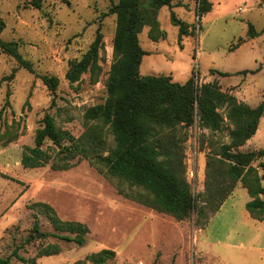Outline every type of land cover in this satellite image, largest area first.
Returning a JSON list of instances; mask_svg holds the SVG:
<instances>
[{
    "label": "rangeland",
    "instance_id": "1",
    "mask_svg": "<svg viewBox=\"0 0 264 264\" xmlns=\"http://www.w3.org/2000/svg\"><path fill=\"white\" fill-rule=\"evenodd\" d=\"M31 1L0 0V17L6 23L0 38L17 41L20 54L35 69L31 73L20 68L0 49V136H5L0 139V259L17 251L25 259L36 258L37 264H93L87 258L108 249L115 252V257L106 264H264V251L225 246H264V228L243 221L237 199L229 200L202 229L196 226L194 214L179 222L125 199L120 191L126 190L127 184L108 177L88 160L76 159L71 162L76 164L66 171L53 170L59 149L51 142L44 149L50 148L54 160L42 168L23 167L24 149L35 146L36 132L46 114L54 117L60 130L79 138L86 130L87 110L108 99L117 22L115 15H103L119 2L42 0V8L37 9ZM209 1L213 9L202 18L198 16L197 0H183L180 7H163L158 21L165 38L159 41L150 38L151 26L144 27L139 40L147 55L141 64V75L171 76L178 83L195 75L198 86L218 82L223 92L238 102L243 97L250 98L248 106L255 108L264 100V0ZM172 12L190 26V33L181 39L179 27L171 20ZM248 24L261 33L259 37L249 39ZM98 31L104 36L100 75L87 72L71 84L66 78L71 63L87 53ZM241 38L245 42L236 48ZM247 70L259 71L238 74ZM37 74L59 79L55 94ZM218 111L223 123L220 131L204 128L197 119L184 144L187 178L194 195L205 190L207 155L236 163L220 154L222 146L233 143L235 126L225 108ZM106 131L108 147L114 148V136L108 127ZM10 135H18V139L7 143ZM260 149H264V118L252 139L231 152L249 154ZM262 163L264 158L243 161L246 169L254 167L260 175L264 174ZM242 190L248 193L238 182L230 197ZM40 203L52 206L63 221L86 224L90 233L85 245L60 239ZM203 238L213 242L205 245ZM49 246L57 247L59 253L39 257ZM11 264L24 263L13 257Z\"/></svg>",
    "mask_w": 264,
    "mask_h": 264
},
{
    "label": "trees",
    "instance_id": "2",
    "mask_svg": "<svg viewBox=\"0 0 264 264\" xmlns=\"http://www.w3.org/2000/svg\"><path fill=\"white\" fill-rule=\"evenodd\" d=\"M197 2L200 18L212 11L213 3L209 0ZM182 3L183 0H119L112 5L109 12L103 15H115L117 22L113 41L115 60L107 81L108 99L104 104L87 110L86 130L79 138L60 130L54 117L46 114L41 121L42 126L36 132L35 146L25 147L21 163L26 169L48 165L55 156L49 152L50 148L45 150L44 146L51 142L59 149L57 161L52 164L53 170L66 171L76 164H72V161L88 160L99 170H104L108 177L127 184V189L120 191L125 199L167 214L179 222L194 214L197 216L196 226L202 229L210 217L221 210L236 184L241 182L251 198L246 210L253 219L263 222L264 174L260 175L251 166L246 169L243 161L248 163L252 157L264 158V149L249 154L233 153L231 150L243 146L256 133L260 119L264 116V100L257 108H250L238 102L233 95L223 92L218 82L198 86L195 75L184 84L174 82L171 76L141 75V64L147 52L141 47L139 35L145 26H151L150 38L153 41L164 39L165 33L160 32L158 21L159 11L166 6H183ZM31 5L41 9L42 0H32ZM171 20L179 27L180 39L190 33L189 24L178 19L174 12ZM5 27L6 23L0 17V36ZM248 28L249 39L260 36L261 33L252 24H248ZM103 39V34L98 31L87 53L71 63L66 74L71 84L80 81L87 72L100 75ZM239 40L236 48L245 42L242 38ZM19 47L17 41L7 42L0 38L2 52L14 58L20 68L35 73L33 64L22 57ZM258 71L247 70L238 74H256ZM219 74L229 76L228 73ZM37 76L52 94L56 93L59 86L56 76ZM221 107L228 111V119L235 129L232 133L233 143L222 146L220 154L235 159L236 163L207 155L205 190L194 195L187 178L184 144L189 140V129L197 119L204 128L212 132L220 131L223 123L218 109ZM107 127L114 136V148L108 147ZM8 138L6 142L10 143L16 141L18 135ZM204 149L201 146V151ZM261 167L264 169V163ZM39 206L59 232L57 236L60 239L85 245L90 233L86 224L63 221L52 206L46 203H40ZM58 253L57 247L49 246L39 253V257ZM13 257L24 264H37L36 258L25 259L17 251L0 259V264H11ZM114 257V251L104 249L87 260L93 264H106Z\"/></svg>",
    "mask_w": 264,
    "mask_h": 264
},
{
    "label": "crops",
    "instance_id": "3",
    "mask_svg": "<svg viewBox=\"0 0 264 264\" xmlns=\"http://www.w3.org/2000/svg\"><path fill=\"white\" fill-rule=\"evenodd\" d=\"M181 84H184V83H181ZM245 90H246V92H248L250 94L249 89L247 87H246ZM250 95L252 96V94H250ZM240 101H241V99H240ZM242 101H243L244 104L248 105L249 102L251 101V99L243 97ZM259 105L255 106V108H257ZM250 108H252V107H250ZM263 118L264 117H262L261 120H263ZM248 195L249 194L246 191H244V190L239 191V193L235 194L234 196H231L224 203V205L222 206V208H221V210L219 212L222 211V209L226 206V204H229L228 203L229 200L237 199L239 201V203L236 204V207H237V209L240 210L241 216L243 217V221H245L246 223L254 224L255 226H260V227L264 228L263 222L253 219L250 216L249 212L246 210V204H247V202H249V201H247ZM203 239H204V242H202V243L205 244V245H208V246L211 245V243L213 242L212 240H210L208 238H203ZM226 245H230L231 247H237V248H248V249H251V250L254 249V250H257V251H264V246L254 245V244L246 245L244 243H234V244L225 243V246Z\"/></svg>",
    "mask_w": 264,
    "mask_h": 264
},
{
    "label": "water",
    "instance_id": "4",
    "mask_svg": "<svg viewBox=\"0 0 264 264\" xmlns=\"http://www.w3.org/2000/svg\"><path fill=\"white\" fill-rule=\"evenodd\" d=\"M37 237L40 238V234L39 233L37 234Z\"/></svg>",
    "mask_w": 264,
    "mask_h": 264
},
{
    "label": "built area",
    "instance_id": "5",
    "mask_svg": "<svg viewBox=\"0 0 264 264\" xmlns=\"http://www.w3.org/2000/svg\"><path fill=\"white\" fill-rule=\"evenodd\" d=\"M141 264H143V263H141Z\"/></svg>",
    "mask_w": 264,
    "mask_h": 264
}]
</instances>
